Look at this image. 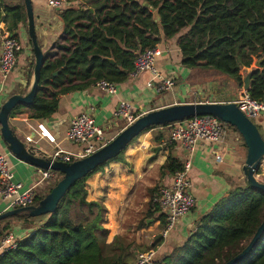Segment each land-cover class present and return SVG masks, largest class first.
I'll return each instance as SVG.
<instances>
[{"label": "trees", "instance_id": "1", "mask_svg": "<svg viewBox=\"0 0 264 264\" xmlns=\"http://www.w3.org/2000/svg\"><path fill=\"white\" fill-rule=\"evenodd\" d=\"M67 1L71 6L59 13L63 32L54 51L45 55L37 97L29 107H16L10 119L19 113H27L33 120L52 119L61 97L96 88L102 82L124 83L134 72L137 53L177 37L185 68L226 75L240 88L244 85L242 71L261 61L260 68L251 74L248 93L252 99L264 102V0ZM0 19L7 25V32L19 40L20 25L27 28L24 0L14 5L0 0ZM34 68L35 64L30 80ZM29 86L21 94L25 95ZM255 123L261 131L260 123ZM169 126L151 127L143 133ZM226 126L240 135L236 128ZM125 151L78 181L56 212L44 216L49 220L43 226L38 228L37 218L28 214L1 221L0 225L16 220L23 224L22 231L32 229L35 233L24 242L19 239L15 249L0 255V264H133L130 251L134 245L119 253L113 246H106L107 209L102 202L88 201L86 189L92 175L112 162L123 161ZM184 166L171 156L163 171L175 175ZM57 174L54 185L36 191L34 205L62 179ZM152 210L158 212L160 208L154 204ZM160 219L165 227V216ZM263 221L264 192L246 183L234 187L201 218L192 236L161 263L226 264L245 250ZM10 232L13 230L9 224L0 237ZM240 264H264V235Z\"/></svg>", "mask_w": 264, "mask_h": 264}, {"label": "crops", "instance_id": "2", "mask_svg": "<svg viewBox=\"0 0 264 264\" xmlns=\"http://www.w3.org/2000/svg\"><path fill=\"white\" fill-rule=\"evenodd\" d=\"M12 1L15 4L19 3L18 0ZM81 1L87 0H77L78 3ZM5 2L11 3L8 0ZM33 6L37 36L46 55L54 51L63 32V23L59 12L49 9L43 0H33ZM6 33H8L7 25L3 23V19H0V57L2 38ZM18 34L23 50L19 54L18 67L8 78L3 79L0 73V108L12 96H23L21 92L33 82V75L30 80V74L33 71L35 57L25 25H20ZM177 41L178 37L163 41L159 45L162 53L155 64L158 72L174 80L175 87L172 90L159 94L154 88L147 86L152 79L151 74L144 72L134 76L132 73L124 83L117 84L118 92L114 96L107 94L99 86L85 92H77L78 98L75 97V93L63 96L60 99L59 109L52 119L33 120L27 113H19L10 119L11 128L26 144V138L33 137L29 145L48 154H53L58 149L79 153L82 148L69 141L68 131L72 119L84 112L93 114L96 124L103 131V144H107L130 125L129 120L117 116L122 102L130 104V115L135 120L151 111L173 105L235 102L246 91L248 84L250 89L251 74L255 69L260 68L261 61L256 62L251 69L242 71L244 80L242 88L231 82L229 88L234 98L227 97L219 91L222 89H219V82L222 80L220 76L214 83L212 80L205 85L196 83L199 89L189 86V80L199 75V71L202 70H191L182 65V53ZM213 72L204 73L214 76ZM198 91L202 92V95ZM41 123L45 124L55 137L54 144L40 136L37 127ZM259 123L264 133V119ZM227 140L221 144L199 142L194 152L189 153L183 146L170 142L169 129H152L140 135L127 148L123 161L112 162L92 175L86 182L88 201L102 202L107 209L104 227L109 234L105 241L106 246H113L116 248L115 252L119 253L129 245H134L135 248L130 251L133 254V264L136 263L139 254L149 251H154L155 259L163 262L174 248L182 246L192 236L201 218L232 188L242 185L238 183L244 177L240 160L247 157V147L245 155L237 149L238 145ZM0 152L9 156L15 181L23 184L24 188L28 189L39 182V169L20 162L10 155L1 138ZM171 156L184 165L188 164L191 194L196 199L197 206L180 219L174 230L165 238L162 236L164 226L160 219L163 214L161 210L154 212L152 207L154 201L159 199L161 190L170 187L173 183L174 175H168L163 171L165 163ZM58 177L59 175L57 179ZM48 184L52 182L41 184L37 190L46 189ZM154 190L157 192L152 195ZM6 211L7 205L0 199V214ZM48 220L49 217L37 218L35 223L39 228ZM9 224L13 231L16 230V235L21 236L19 238L34 231L32 229L22 231L23 224L12 220L1 224L0 232ZM3 240L4 238L0 237V255L4 253L1 249Z\"/></svg>", "mask_w": 264, "mask_h": 264}, {"label": "built area", "instance_id": "3", "mask_svg": "<svg viewBox=\"0 0 264 264\" xmlns=\"http://www.w3.org/2000/svg\"><path fill=\"white\" fill-rule=\"evenodd\" d=\"M46 6L57 12L71 6L67 0H43ZM23 50L21 42L13 38L10 33H6L2 38V50L0 57V73L3 79L14 71L18 64L19 54ZM159 46L148 50L136 58L134 66V76L147 72L151 74L152 79L147 83L149 88H154L157 93L170 91L175 87L173 79L162 75L156 69V59L161 55ZM99 87L107 94L114 96L118 92L116 84L102 82ZM236 104L240 110L250 120L264 119V102H259L249 96L248 90L243 92ZM130 104L122 102L119 106L117 116L130 121L135 120L130 115ZM254 122V121H253ZM227 126L212 116H203L189 119L183 122H177L169 126L170 142L183 146L189 153H193L199 142L223 143L227 138ZM38 132L42 138L47 139L50 143H55L56 139L51 134L45 124L38 125ZM33 137H27V144L32 143ZM68 139L73 144L80 146L82 149L79 153H72L58 149L53 154H48L52 162H61L71 164L75 161L85 159L103 146L104 134L102 129L96 124L92 113L84 112L72 119L68 131ZM12 166L7 154L0 152V199L7 205V211L28 208L34 206L37 187L46 182H55L57 180V172L52 170L39 169V182L28 189L23 184L15 181ZM159 206L162 214L166 219L162 236L167 237L172 232L184 216L189 214L197 206V201L191 194V182L189 180V166L186 164L184 170L178 172L173 177V183L170 187L161 190L159 199L154 201ZM21 236L16 235L13 231L6 235L3 240L2 251L15 249L17 241ZM156 253L149 251L138 255L135 264H162L155 259Z\"/></svg>", "mask_w": 264, "mask_h": 264}, {"label": "water", "instance_id": "4", "mask_svg": "<svg viewBox=\"0 0 264 264\" xmlns=\"http://www.w3.org/2000/svg\"><path fill=\"white\" fill-rule=\"evenodd\" d=\"M135 2L140 3L141 0H135ZM24 4L27 13L28 36L35 57L33 82L25 95L12 96L0 108V136L9 154L15 159L36 169L52 170L60 173L63 177L38 205L0 214V222L21 214H28L30 218H40L53 214L68 191L78 181L85 179L100 166L120 156L145 130L203 116L215 117L222 123L238 130L247 147V159L242 168L246 184L253 189L264 192V183L257 178V172L264 162V138L259 126L240 110L236 102L179 104L151 111L138 117L95 154L71 164L52 162L48 153L24 143L11 129L10 115L16 107H29L34 103L41 81V71L45 64V54L37 36L33 0H24ZM138 56L139 53L136 54V58ZM110 62L114 64L113 60ZM18 65L19 63L16 67ZM59 73L60 71L55 76H58ZM246 90L249 91V84ZM78 96L79 94L75 93V97L78 98ZM34 233L35 231H32L22 237L20 241H26ZM263 235L264 221L245 250L226 264H240L246 260Z\"/></svg>", "mask_w": 264, "mask_h": 264}, {"label": "rangeland", "instance_id": "5", "mask_svg": "<svg viewBox=\"0 0 264 264\" xmlns=\"http://www.w3.org/2000/svg\"><path fill=\"white\" fill-rule=\"evenodd\" d=\"M8 1H10L11 3H9V4H12V5H14L15 3H13V1L12 0H8ZM19 2H21V0H18ZM83 2H85V1H81V3H83ZM80 3V2H79ZM3 18V17H2ZM204 72H208V71H199V75H195L193 78H191L190 80H189V86H191V87H196V88H200L199 86H196L197 84L196 83H200L201 85L202 84H206L207 82H210V80H212V83H214V81H216L218 78H219V76H220V78L222 79V80H220V85H219V89H221V90H219V91H221L222 92V94L223 95H226L227 97H231V98H234V94L231 92V90H230V88H229V86H230V84H231V82H233L229 77H227L226 75H223V74H220V73H214L213 72V74H215L214 76L213 75H211V74H206V73H204ZM211 72V71H210ZM218 74V75H217ZM198 93L200 94V95H202V92H200V91H198ZM205 94V93H204ZM254 122H257V120H253ZM227 128V131L228 130H230V131H228V134H227V138H226V140L228 139L229 141H231V143L232 142H234L236 145H238L237 146V149L240 151V152H243L245 155H246V149H245V147H244V143H243V141L241 140V137L239 136V134L238 133H236L232 128H230V127H226ZM261 133L263 134V137H264V133L262 132V130H261ZM230 136V137H229ZM227 140V141H228ZM228 141V142H229ZM246 159H247V157L245 158L244 157V159L242 158L241 160H240V166H244L245 165V163H246ZM259 170H260V174H258L257 175V178H258V180L260 181V182H262V183H264V162L261 164V166H260V168H259ZM243 173V172H242ZM59 178V177H58ZM243 179L240 181V182H238L239 184H242V185H245V183H246V181H245V178L244 177H242ZM55 184V182H52V184H48L47 185V187L46 188H49V187H51L52 185H54ZM38 192V191H37Z\"/></svg>", "mask_w": 264, "mask_h": 264}]
</instances>
